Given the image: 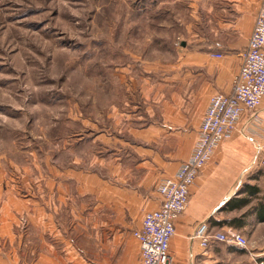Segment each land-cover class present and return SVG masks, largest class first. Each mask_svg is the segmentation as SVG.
<instances>
[{
    "label": "crops",
    "instance_id": "obj_1",
    "mask_svg": "<svg viewBox=\"0 0 264 264\" xmlns=\"http://www.w3.org/2000/svg\"><path fill=\"white\" fill-rule=\"evenodd\" d=\"M260 1L182 0L187 38L170 77L139 82L136 95L119 97L115 115L77 120L86 129L72 133L68 145L83 154H70L67 165L54 161L51 178L41 164L20 187L0 182V264H43L46 232L67 250L73 246L68 233L77 227L91 264H140L132 231L159 206V181L190 155L210 97L230 92ZM219 51L221 58L212 56ZM89 142L99 149L86 153ZM256 145L264 147V96L257 118L243 113L191 186L169 244L172 264L218 263V248L229 245L210 238L200 246L193 236L202 222L210 233L264 231V169Z\"/></svg>",
    "mask_w": 264,
    "mask_h": 264
},
{
    "label": "rangeland",
    "instance_id": "obj_2",
    "mask_svg": "<svg viewBox=\"0 0 264 264\" xmlns=\"http://www.w3.org/2000/svg\"><path fill=\"white\" fill-rule=\"evenodd\" d=\"M181 5L182 0H0L3 187H20L21 178L36 177L41 164L51 178L54 161L67 165L70 154H83L68 145L72 133L86 129L77 120L115 115L119 97L128 101L139 82L170 77L187 38L189 14ZM88 145L86 153L99 149L98 142ZM21 219L19 229L26 226ZM79 232L77 227L68 233L73 246L66 250L47 231L43 264H91ZM243 234L249 248L221 244L217 264H256L264 256L261 227Z\"/></svg>",
    "mask_w": 264,
    "mask_h": 264
},
{
    "label": "built area",
    "instance_id": "obj_3",
    "mask_svg": "<svg viewBox=\"0 0 264 264\" xmlns=\"http://www.w3.org/2000/svg\"><path fill=\"white\" fill-rule=\"evenodd\" d=\"M263 96L264 0H261L252 32L241 53V64L233 78L231 91L210 97L189 157L180 163L172 175L159 181V206L145 212L140 226L132 231L139 245L140 264H172L169 244L175 234V220L189 202L191 186L220 144L232 135L243 113L253 112V118H257ZM256 151L257 165L264 168V147L256 145ZM193 238H197L202 247L211 238L223 244L249 248V241L243 233L233 228L210 233L206 222L199 224Z\"/></svg>",
    "mask_w": 264,
    "mask_h": 264
},
{
    "label": "trees",
    "instance_id": "obj_4",
    "mask_svg": "<svg viewBox=\"0 0 264 264\" xmlns=\"http://www.w3.org/2000/svg\"><path fill=\"white\" fill-rule=\"evenodd\" d=\"M258 260H259L260 262H262V264H264V256L259 257Z\"/></svg>",
    "mask_w": 264,
    "mask_h": 264
}]
</instances>
